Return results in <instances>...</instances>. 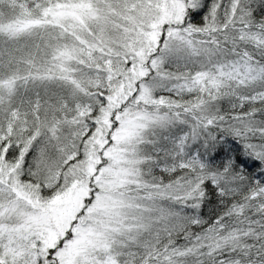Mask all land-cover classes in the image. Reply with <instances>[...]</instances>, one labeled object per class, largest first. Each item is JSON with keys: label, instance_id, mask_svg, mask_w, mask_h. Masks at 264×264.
Masks as SVG:
<instances>
[{"label": "snow or ice", "instance_id": "6c2138e0", "mask_svg": "<svg viewBox=\"0 0 264 264\" xmlns=\"http://www.w3.org/2000/svg\"><path fill=\"white\" fill-rule=\"evenodd\" d=\"M0 264H264V0H0Z\"/></svg>", "mask_w": 264, "mask_h": 264}]
</instances>
